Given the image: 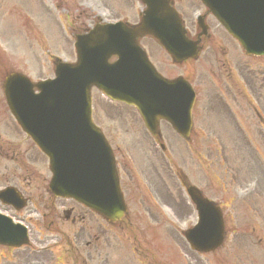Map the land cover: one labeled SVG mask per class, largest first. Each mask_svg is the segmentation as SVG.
<instances>
[{"label": "rangeland", "instance_id": "1", "mask_svg": "<svg viewBox=\"0 0 264 264\" xmlns=\"http://www.w3.org/2000/svg\"><path fill=\"white\" fill-rule=\"evenodd\" d=\"M59 5L57 8V0H11L10 5L11 8L8 11V17L5 16L6 13V7H4L1 4L0 0V21L4 25L7 35L10 37H15L17 40L21 41L26 35L25 32L28 33L30 36L33 34V39H35L34 43L35 45H25L24 43H21V46L25 47L24 49H21V52L19 51V48L14 47L12 45L11 48V62L4 63L5 65H9L10 67H14V69H20L21 71H25L27 74L31 75L34 79H37L38 77H44V73L47 74V77H49L51 72V66L53 63V59L50 61L48 58H45L43 55V52L45 50V46L47 41L50 39V46L54 47L56 50L57 57L64 58L67 60H73L74 54L71 49H69L72 45V34L74 33L75 29H70L73 26H89L93 25L96 21V19L99 22L108 21L110 19H118V18H126L129 19L132 22L137 21L138 17V11L142 8V5L140 2H137L136 0H58ZM35 2V3H34ZM5 3V2H4ZM3 3V4H4ZM40 4L41 7L36 6L37 4ZM55 7L57 8L54 10ZM63 7V8H60ZM52 12H51V11ZM58 12V13H57ZM192 15V14H191ZM51 17V20H50ZM49 21V23H48ZM21 23L24 28L22 29L20 27ZM48 23V24H47ZM54 23L58 24V33L55 32L57 30H54L52 37H49L48 35H51L50 29L48 30L46 27H52L54 26ZM25 32H24V31ZM40 34V36H39ZM11 43L15 42L13 39H10ZM53 40V42L51 41ZM144 41V40H143ZM146 41V40H145ZM144 41V42H145ZM219 46L217 47L218 56L214 58L213 60L217 61L214 62L210 59H208L209 53L207 52L206 56L204 55L201 57V59L188 67L187 74H198L199 73V65L200 63L204 61H208V65L205 66L206 74L201 78L203 85L197 86L199 95H203L206 88H209L212 86L211 82L213 81L214 86H219L221 84V81H227L226 80V73L220 67L221 63L225 60L224 56L227 57V60L230 61L229 57L227 56L228 51L227 48L224 46V41H219V39L216 41ZM16 43V42H15ZM65 43H68L69 46ZM147 43V42H146ZM17 44V43H16ZM18 45V44H17ZM223 46L226 49V54L223 53L224 49L220 47ZM48 52H51L53 54V48L49 47L47 48ZM151 50L153 53V60L155 62H158L160 59V55L158 54L156 48L154 46H151ZM223 53V54H222ZM54 55V54H53ZM224 55V56H223ZM220 62V63H219ZM8 66V67H9ZM210 69H213L214 72L217 74L215 78H211L209 71ZM192 71V73H190ZM43 72V73H42ZM51 73V74H50ZM207 73L209 74L210 78L207 77ZM220 76V79H217ZM231 86V85H230ZM202 93V94H201ZM225 101H228L226 96L222 94ZM199 105H201V100L199 101ZM207 101L204 99L203 104L206 105ZM199 105L197 109L199 108ZM94 107L97 109V116L100 115V120L102 119V127L106 130V133H108L109 139L114 146L115 149L118 151V157H119V164L120 167L122 165L123 171L121 169V172H124L127 166L130 168V170L135 174L137 180L127 182V176L123 173V179H124V185L128 187V184H130L131 189L128 191V193L133 196V200L135 203V208L130 207L131 211L134 212L135 209H141L145 207L147 204L151 203V197L153 196L152 193L154 190L157 189L159 195L165 196V192L169 194V191L172 193L175 192L178 189L177 180L173 177L171 178L172 174L175 173V168H171V165L176 168H181L183 172L187 174V171L185 170L183 166V162L180 159V157H185L187 159H192V157H196V167L199 171L201 169L205 170L207 173H205L208 177V179L216 178L219 182L224 183L226 182V175H227V167L229 165V161L227 160L230 156V144L227 142H220L217 139H209L210 137L215 138L213 135V132L216 128H213L211 130H207V128L213 127V125L218 123L220 117L217 116L216 121L213 125L209 126L207 125V122L201 121V118L197 116L198 125H196L195 129V135L190 141L189 149L190 152H188V148L183 143L184 151L181 152V154L178 153H172L169 149V145L166 144V136H163V142L167 147V156H168V162L170 163L166 165L164 161L162 160L161 153L159 150H156L152 147V150L150 152H146L144 154L134 141L136 135L144 134V132H140V129L138 126H122L116 118L111 120V118H106L104 116L105 110L110 111L109 109L112 108L111 104L104 99L101 98H95L94 99ZM201 108L202 105H201ZM125 111L124 109H119V111ZM197 111V110H196ZM209 112V111H208ZM210 113V112H209ZM209 118L214 119L213 116H210ZM215 120V119H214ZM140 126V124H138ZM208 126V127H206ZM253 135L254 133H250ZM257 134V133H256ZM216 135V133H215ZM205 138L207 140H202V138ZM168 137L171 138V143L175 149L179 148V144L177 140L174 138L173 135L170 133L168 134ZM128 141H132L128 143L129 151L128 149L124 148L125 143ZM262 140V139H260ZM144 145L145 143L142 142ZM241 145H245V143H239ZM257 146L260 145V143H256ZM255 144V145H256ZM134 145V147H133ZM26 146V145H25ZM25 148V147H24ZM24 150L22 151V153ZM134 158L138 159V165L136 164ZM150 158V161L148 162V165L146 164L145 160ZM31 164V170L36 172V169L38 172L42 171L38 168L37 163H30ZM144 165L143 167L141 165ZM42 165V164H40ZM39 165V166H40ZM3 166V163H1L0 168ZM7 167L10 169V164H7ZM157 170L156 172L159 174V177H157L154 172L151 170ZM171 169V170H170ZM147 170V171H146ZM26 172V171H25ZM25 176V175H24ZM188 176V175H187ZM161 178L162 180H159ZM190 178V177H189ZM191 179V178H190ZM207 180V179H206ZM193 183V181L191 179ZM150 186L148 188V186ZM177 185V186H176ZM164 186V188H162ZM42 191V184L40 181V177L36 179L35 181V188L30 193V198L35 200L37 199V195L39 194V189ZM234 193L233 191L228 194L227 198H233ZM226 197H223L222 195H219L218 199H216L220 204L225 205L227 201ZM153 199L156 202H161L160 197H153ZM162 203V202H161ZM56 205L70 206L71 204L68 203H62L57 202ZM232 210L234 211L238 210L243 207L241 204L231 205ZM31 205H27V210H30ZM229 211V212H230ZM173 212H177L175 209H173ZM84 214L86 216L87 224L93 225L95 222V219L91 217L90 215L84 213L82 210H80L79 214ZM144 219L140 220L136 217L132 222L133 227H137L139 231L142 232L144 235V239H141L142 247L146 248L150 255H147L148 258L146 260V264L156 263V264H171L174 262L175 258H177L181 254V263H184L185 261V251H182V247L185 248L183 242L180 240V238L177 235H168L164 230L161 229L164 236L163 238L160 236H157L156 238V244L164 245L165 250L169 254V249H173L175 258H172V255L165 254L164 250L160 251L157 249H152L151 242L149 236L146 234L145 229L146 228H161L162 224H165L162 218L159 219V223H156L154 221H151V219L148 218V215H143ZM142 217V218H143ZM236 220L239 219V222L245 221L243 217L237 218L235 215ZM58 224L57 229L60 230L62 233H65L68 237L73 234L74 230H79L80 226L79 224L72 225L69 222H63ZM69 224L71 226H69ZM161 224V225H160ZM166 225V224H165ZM184 227V225H182ZM40 231L42 232L39 237L43 241L45 246H52L53 244H56L58 241L60 242L58 247L66 246V241L64 239H55L52 241H48L47 238H44L45 236H48L45 226L39 225L38 227ZM35 233L32 234V238L35 239ZM164 240V241H163ZM147 241V245H146ZM32 246L34 249H41V246H36L35 242L32 243ZM127 246H131V243H127ZM41 251V250H39ZM29 250L23 249L22 251L18 252V255L20 257V263L16 262V264H24L23 258L26 253H28ZM16 254V253H15ZM15 254L11 255V257L17 258ZM30 257L33 256L29 254ZM177 256V257H176ZM43 257V256H42ZM46 257V256H45ZM53 256V258H55ZM132 256L130 255V258ZM49 259V256L47 257ZM53 260V259H52ZM133 261H135L132 258ZM51 260L43 262L48 263ZM136 262V261H135ZM27 264H34V261H31ZM118 264H128L125 260L123 253H118Z\"/></svg>", "mask_w": 264, "mask_h": 264}, {"label": "water", "instance_id": "2", "mask_svg": "<svg viewBox=\"0 0 264 264\" xmlns=\"http://www.w3.org/2000/svg\"><path fill=\"white\" fill-rule=\"evenodd\" d=\"M225 1V0H212L211 3V7L212 10L215 11L220 4ZM225 13H223V16L225 18V20L227 19V15H228V11L224 10ZM147 18H146V22H147ZM149 23V22H148ZM144 29V28H143ZM121 32H118L119 35H125L127 38V49H132V48H137L136 46V42H135V37L141 33H144L146 30H129L127 29L125 26H122V29L120 30ZM151 34H153L156 38H158L162 43L165 44L164 41V35L158 31V30H154L151 29ZM108 40V32L106 28H100L97 29L95 31H93L92 33H90L88 36H83V37H77L76 38V43H75V47L77 48V54H78V60L80 58V55L84 57L85 60H87L89 62V64L94 67L99 75H103L107 80V84L105 86H103V89L106 90L107 93H110V88L113 89L115 91V89L113 88V81L117 82V80L119 79L117 77V69H115L113 76H112V80L109 83V77H110V72L108 70H106V60L108 58V56L113 53L112 47L110 45V43H105ZM188 46V44H186ZM169 49V47H167ZM190 51L187 53L189 55ZM141 60V59H140ZM142 61L147 62L144 55H142ZM92 71H88L87 70V75L88 74H92ZM152 74H155L152 71ZM156 75V74H155ZM115 86V85H114ZM86 102L87 105L89 104V98H88V91L86 90ZM32 136V135H31ZM32 138L34 139V141L39 145L40 142L32 136ZM51 160V164L52 166L58 171V175L55 172L54 176L55 179H58V177H61L63 175L68 177V173L67 171L69 170V168L71 167V163L69 161H67L66 159L62 158V157H58L56 156L53 152L48 153ZM78 163L80 164V166H78V170L75 171V173L79 172L82 170V165H83V161L81 158H78ZM114 178L115 175L113 174ZM116 180V179H115ZM115 204H117V201L114 200Z\"/></svg>", "mask_w": 264, "mask_h": 264}, {"label": "flooded vegetation", "instance_id": "3", "mask_svg": "<svg viewBox=\"0 0 264 264\" xmlns=\"http://www.w3.org/2000/svg\"><path fill=\"white\" fill-rule=\"evenodd\" d=\"M232 69L234 68L231 66V64L228 65V71H229L230 76L233 73ZM249 72H250V69L246 64L240 65L237 61L236 73L238 74L239 78L244 82L246 87L253 92L255 97H258L260 96V90L264 88V79L261 75H259L258 78H256L253 75H250ZM259 73L262 74L261 72ZM229 115L231 117L232 122L236 120L237 116H239L243 120H246L248 118V111L246 110V108L242 107L239 109V112L237 113V115L231 114V113ZM233 137L236 139H239L238 134H234ZM68 214L69 213H64L65 217Z\"/></svg>", "mask_w": 264, "mask_h": 264}]
</instances>
